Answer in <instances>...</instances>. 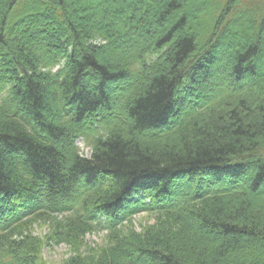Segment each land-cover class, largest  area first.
I'll return each mask as SVG.
<instances>
[{
	"label": "trees",
	"instance_id": "trees-1",
	"mask_svg": "<svg viewBox=\"0 0 264 264\" xmlns=\"http://www.w3.org/2000/svg\"><path fill=\"white\" fill-rule=\"evenodd\" d=\"M53 243L264 264V0H0V264Z\"/></svg>",
	"mask_w": 264,
	"mask_h": 264
},
{
	"label": "rangeland",
	"instance_id": "rangeland-1",
	"mask_svg": "<svg viewBox=\"0 0 264 264\" xmlns=\"http://www.w3.org/2000/svg\"><path fill=\"white\" fill-rule=\"evenodd\" d=\"M78 145L81 148V151L86 154L90 155L92 151L91 145H89L87 142H85L83 139H79L77 141ZM134 219V225L138 230H142L148 223H153L154 219L153 217L147 213V212H141L133 217ZM35 232L36 234L40 236H45L49 232V226L48 225H36L35 226ZM107 233L108 231H95L93 233H89L86 236V245L87 246H96V247H103L107 244ZM85 248V247H84ZM86 250V249H84ZM73 254L72 249L65 243H53L51 245H45L42 250L43 258L48 262V264H63L67 258H69Z\"/></svg>",
	"mask_w": 264,
	"mask_h": 264
}]
</instances>
